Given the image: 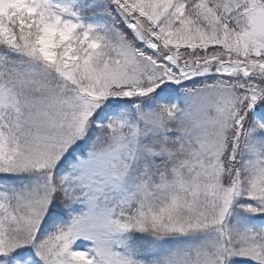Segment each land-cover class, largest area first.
I'll use <instances>...</instances> for the list:
<instances>
[{
    "label": "snow or ice",
    "instance_id": "snow-or-ice-1",
    "mask_svg": "<svg viewBox=\"0 0 264 264\" xmlns=\"http://www.w3.org/2000/svg\"><path fill=\"white\" fill-rule=\"evenodd\" d=\"M0 264H264V0H0Z\"/></svg>",
    "mask_w": 264,
    "mask_h": 264
}]
</instances>
